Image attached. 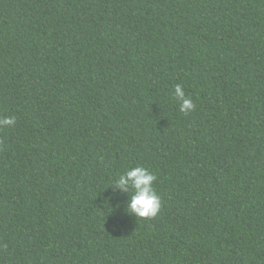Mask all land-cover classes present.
I'll list each match as a JSON object with an SVG mask.
<instances>
[{
    "label": "trees",
    "instance_id": "16d2710c",
    "mask_svg": "<svg viewBox=\"0 0 264 264\" xmlns=\"http://www.w3.org/2000/svg\"><path fill=\"white\" fill-rule=\"evenodd\" d=\"M9 116L0 264H264V0H0Z\"/></svg>",
    "mask_w": 264,
    "mask_h": 264
},
{
    "label": "clouds",
    "instance_id": "9594fccd",
    "mask_svg": "<svg viewBox=\"0 0 264 264\" xmlns=\"http://www.w3.org/2000/svg\"><path fill=\"white\" fill-rule=\"evenodd\" d=\"M174 95L179 104V111L187 114L195 110V103L186 95L183 85L174 86ZM14 116L0 119V127H14ZM157 180L155 173L143 166L137 165L126 169L113 181V186L121 193H130V198L124 202L125 209L137 218H153L161 209V199L155 190L154 182Z\"/></svg>",
    "mask_w": 264,
    "mask_h": 264
}]
</instances>
